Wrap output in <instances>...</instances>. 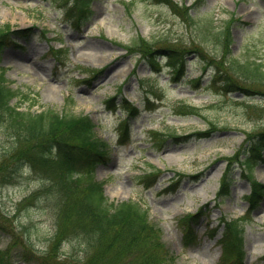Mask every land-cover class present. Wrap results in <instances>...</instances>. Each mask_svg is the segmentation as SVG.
<instances>
[{
	"label": "rangeland",
	"instance_id": "374dc122",
	"mask_svg": "<svg viewBox=\"0 0 264 264\" xmlns=\"http://www.w3.org/2000/svg\"><path fill=\"white\" fill-rule=\"evenodd\" d=\"M178 1L195 5L194 21L167 0H91L87 14H79L73 0H0V29H26L2 51L0 68L18 91L11 104L93 119L97 136L111 145L96 179L109 202L134 200L148 210L174 257L169 264H231L222 253L223 225H216L236 217H244V264H264V196L248 209L251 176L243 164L252 159L250 172L264 183V85L233 75L253 92L225 88V75L233 74L225 50L215 41L199 45L197 24L211 19L220 28L234 17L232 55L264 61V0ZM135 38L142 44L137 51L171 46L184 59L180 73L166 53L149 52L151 62L148 52L121 47ZM50 45L63 54L56 57ZM186 104L197 111H181ZM10 125L0 121V263L54 257L58 264H83L76 238L48 254L58 198L43 191L40 203L37 195L24 201L41 187V176L32 165L15 168V154L6 153L16 144ZM230 157L231 182L220 196ZM187 213L203 214L191 246L184 245L180 224Z\"/></svg>",
	"mask_w": 264,
	"mask_h": 264
},
{
	"label": "trees",
	"instance_id": "16d2710c",
	"mask_svg": "<svg viewBox=\"0 0 264 264\" xmlns=\"http://www.w3.org/2000/svg\"><path fill=\"white\" fill-rule=\"evenodd\" d=\"M89 1L73 0L79 14L91 12ZM167 1L173 7L183 9L188 21L196 19L191 12L195 5L190 7L178 1ZM233 20L234 17L227 20L220 28H216L211 19L198 20L199 36L202 38L199 45H203V42L208 44L215 41L216 45L224 48V61L228 70L233 72L231 76L225 75V88L253 92L233 75L244 78L246 82L264 85V61H259L257 58L241 60L232 55L230 45L233 42L231 33ZM21 33L26 34L24 30H13L8 25L0 29V61L3 48L15 41L14 34L18 37ZM123 46L128 51L141 53L144 50L137 51V48L142 46L138 39ZM152 50L155 53H166L175 72L180 73L184 64L181 54L172 51L174 49L168 45H159ZM144 51L154 52L148 49ZM59 53L60 50H55L56 55ZM148 59L152 62L150 53ZM155 60L156 65H159L158 56ZM17 92L7 84L6 70L0 68V121L6 119L16 136L13 150L6 153L15 154V168L32 165L41 176V187L24 201L29 202L37 195L40 203L43 191L51 192V195L58 198L56 199L58 207L56 231L51 237L53 247L49 249L48 254L58 251L62 244L72 237L81 243L79 250L85 254L83 264H169L168 261H173V256L168 257L169 249L162 239L160 228L150 220L147 209L134 200H123L118 203L108 201L104 183L96 179L95 170L99 162L108 160L110 143L97 136L96 123L93 119L87 114L63 113L52 108L39 112L21 111L11 104V99ZM113 98H111L112 102ZM180 109L197 111L196 107L187 104ZM239 153L233 157L235 160H238ZM233 158H228V170L223 175V181L221 179L220 196L227 194L223 189L228 188L231 182L229 173L235 161ZM243 164L251 171L253 160L246 159ZM155 170L157 173L160 169L155 168L152 172ZM11 175L7 172L5 181H8ZM249 176H251L252 191L246 198L253 208L264 196V183L254 178L250 172ZM199 217V213H187L180 220L186 246H191L198 240L195 224ZM223 221L224 262L244 264V219L231 218ZM234 252L238 255L229 258ZM0 257L3 255L1 254ZM48 260H51L50 264H58L54 257L41 259L40 264H48ZM61 264L68 262L63 261Z\"/></svg>",
	"mask_w": 264,
	"mask_h": 264
},
{
	"label": "bare ground",
	"instance_id": "6f19581e",
	"mask_svg": "<svg viewBox=\"0 0 264 264\" xmlns=\"http://www.w3.org/2000/svg\"><path fill=\"white\" fill-rule=\"evenodd\" d=\"M120 190V188H118L115 192H118Z\"/></svg>",
	"mask_w": 264,
	"mask_h": 264
}]
</instances>
